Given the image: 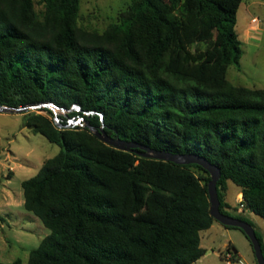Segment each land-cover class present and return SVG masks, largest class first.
I'll use <instances>...</instances> for the list:
<instances>
[{
	"label": "trees",
	"instance_id": "1",
	"mask_svg": "<svg viewBox=\"0 0 264 264\" xmlns=\"http://www.w3.org/2000/svg\"><path fill=\"white\" fill-rule=\"evenodd\" d=\"M243 1L132 0L100 33L79 27L81 0H39L40 10L35 0H0V106L67 112L59 122L48 107L22 113L60 147L22 183L25 210L50 230L28 264L202 258L201 232L216 222L209 172L144 157L147 149L219 167L221 212L250 223L264 254L255 224L226 200L231 181L245 210L264 218V89L227 77L243 55ZM78 118L83 125L69 124ZM91 128L134 147L116 149Z\"/></svg>",
	"mask_w": 264,
	"mask_h": 264
},
{
	"label": "rangeland",
	"instance_id": "2",
	"mask_svg": "<svg viewBox=\"0 0 264 264\" xmlns=\"http://www.w3.org/2000/svg\"><path fill=\"white\" fill-rule=\"evenodd\" d=\"M36 1V9L40 10L39 0ZM132 0H81L80 13L78 18L79 27L89 30L104 32L108 26L119 20L122 12L128 9ZM253 1L256 3L252 5ZM251 5V6H250ZM252 17H257L264 24V0H244L237 13L236 32L242 41L243 55L240 60V66L232 65L228 69V80L237 85L247 88L264 89V30L259 33V38L251 43L245 42V30L249 25ZM58 116H65L66 111L56 110ZM44 115L47 113L38 112ZM25 114L0 113V142L3 151L10 150L16 161H12L11 166L27 165L26 170L16 174L12 179L13 188L21 190V182L32 178L40 170L45 160L58 154L60 147L49 142L44 136L35 134L26 125ZM59 122V121H57ZM83 121L80 125H83ZM30 163L28 165L27 163ZM12 178V177H10ZM9 178V179H10ZM8 179V180H9ZM238 188L233 182L229 181L226 191V200L236 208L239 206L235 202ZM27 213L26 210H21ZM231 214H235L232 211ZM21 218V217H19ZM245 218L255 224L257 232L264 240V218L259 215L251 216L245 213ZM40 226L36 225V244L29 248H38L44 238L50 234V230L41 222ZM222 225V224H221ZM224 229V225L219 226ZM13 229L20 230L18 227ZM231 229L228 235L217 233L213 237L203 241V244H210L208 253L203 259H199L194 264H226L223 254L227 251L226 247L230 242L238 249L245 264H256L255 253L249 239L244 233L235 228ZM7 234L13 235L9 231ZM20 237V233H14ZM18 257L23 264H28L29 256L24 251H18Z\"/></svg>",
	"mask_w": 264,
	"mask_h": 264
},
{
	"label": "crops",
	"instance_id": "3",
	"mask_svg": "<svg viewBox=\"0 0 264 264\" xmlns=\"http://www.w3.org/2000/svg\"><path fill=\"white\" fill-rule=\"evenodd\" d=\"M254 4L256 3L253 1L252 5ZM254 18L257 17L251 18L248 27L244 31L246 43L256 41V39L259 38V33L264 30V24L260 22L258 18L257 22H252ZM16 160V157L13 156L10 150L6 149L3 151L2 149L0 157V262L5 264H10L15 260L20 259L18 257V251L20 250L24 251L25 255L29 256L30 252L35 249L29 247H31V245L33 247V245L36 244V225L40 226L39 222H41L34 214L28 211H26L27 213L21 211L22 209L25 210L24 192L22 188L23 182H21V190L10 187L12 186V179L16 177L17 172H24L27 166L21 164L11 166L10 163ZM27 164L30 165L29 162ZM235 191H237L235 202L238 204L243 197L240 188H236ZM227 202L231 206V208H228L227 210L229 212L235 211V214L232 215H242L243 217H245V213H249L251 216L256 215L249 210H241L239 206L236 208L228 200ZM219 226H222L221 223L216 221L211 228L201 232V247L205 250L201 259H203L208 253L212 252V250L208 251L210 244H203L204 240L217 235V233L228 235V233L231 232V229H227L226 226L224 229H221L222 227ZM13 227H18L20 230L13 229ZM6 230L13 233V235L7 234L5 232ZM14 233H20V237ZM224 247H226V249H229L230 247V249L241 257L233 242H230Z\"/></svg>",
	"mask_w": 264,
	"mask_h": 264
},
{
	"label": "water",
	"instance_id": "4",
	"mask_svg": "<svg viewBox=\"0 0 264 264\" xmlns=\"http://www.w3.org/2000/svg\"><path fill=\"white\" fill-rule=\"evenodd\" d=\"M41 107L50 108L55 114L56 121H59L56 110L61 108L57 107L53 103H40V104L22 106L17 108L0 106V113L22 114L28 112L29 110H36ZM61 110L65 111L64 109ZM82 121H83L82 118L70 119L69 124L71 126L80 125ZM91 131L102 142L110 146H113L116 149L128 150L130 149V147H134V145L132 144H128L118 139L110 138L103 131H98L94 128H91ZM142 155L147 158L169 161L180 165L197 164L203 167L205 170H207L211 176V180L208 183V193L211 203V208H210L211 215L215 218L217 222L221 223L226 227H235L241 229L246 234L247 238L249 239L253 247L257 264H264V254L262 251V247L253 226L245 220H241L236 217L226 215L222 213L220 210V200H219L218 188H217L218 181L221 178V170L219 169V167L212 165L205 159L195 155L171 154L163 151L159 152L148 149Z\"/></svg>",
	"mask_w": 264,
	"mask_h": 264
},
{
	"label": "built area",
	"instance_id": "5",
	"mask_svg": "<svg viewBox=\"0 0 264 264\" xmlns=\"http://www.w3.org/2000/svg\"><path fill=\"white\" fill-rule=\"evenodd\" d=\"M258 19L254 18L252 22H257ZM239 208L245 209V205L243 204V199L239 202ZM223 258L226 264H244V260L238 256L232 249H227V251L223 254Z\"/></svg>",
	"mask_w": 264,
	"mask_h": 264
}]
</instances>
